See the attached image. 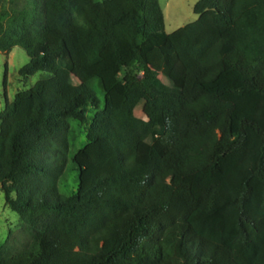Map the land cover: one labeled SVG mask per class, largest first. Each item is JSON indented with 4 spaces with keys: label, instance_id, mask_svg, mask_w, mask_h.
I'll return each mask as SVG.
<instances>
[{
    "label": "trees",
    "instance_id": "obj_1",
    "mask_svg": "<svg viewBox=\"0 0 264 264\" xmlns=\"http://www.w3.org/2000/svg\"><path fill=\"white\" fill-rule=\"evenodd\" d=\"M194 13L168 34L160 0L0 10V53L41 75L0 112L1 189L31 238L0 264H264V0Z\"/></svg>",
    "mask_w": 264,
    "mask_h": 264
},
{
    "label": "rangeland",
    "instance_id": "obj_2",
    "mask_svg": "<svg viewBox=\"0 0 264 264\" xmlns=\"http://www.w3.org/2000/svg\"><path fill=\"white\" fill-rule=\"evenodd\" d=\"M200 0H160L161 8L165 15V29L172 34L180 28L194 23L198 16L194 7ZM9 7V0H0V10ZM29 62L27 52L22 48H15L11 53H0V112L6 102H12L17 93L31 88L37 83L40 74L30 78L28 82L20 76V70ZM152 67L159 71L158 62H152ZM98 95L103 99V92L96 87ZM88 127L79 122H71L70 157L88 158ZM77 171L71 166L59 190L62 194L71 195L77 191ZM31 243L30 236L24 231V225L16 213L6 205L5 195L0 186V245L6 246L11 253H17Z\"/></svg>",
    "mask_w": 264,
    "mask_h": 264
},
{
    "label": "water",
    "instance_id": "obj_3",
    "mask_svg": "<svg viewBox=\"0 0 264 264\" xmlns=\"http://www.w3.org/2000/svg\"><path fill=\"white\" fill-rule=\"evenodd\" d=\"M0 186H2V185L0 184Z\"/></svg>",
    "mask_w": 264,
    "mask_h": 264
}]
</instances>
